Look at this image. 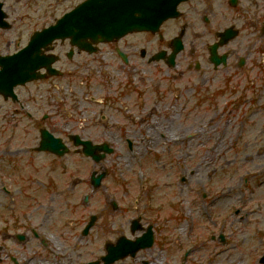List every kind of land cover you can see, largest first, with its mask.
Listing matches in <instances>:
<instances>
[{
  "label": "rangeland",
  "instance_id": "1",
  "mask_svg": "<svg viewBox=\"0 0 264 264\" xmlns=\"http://www.w3.org/2000/svg\"><path fill=\"white\" fill-rule=\"evenodd\" d=\"M47 1L19 0L20 12L28 13L14 24L21 27L7 31V38L20 34L25 41L31 27L48 14H43L50 9L45 8L50 4ZM258 1L242 0V9L246 5L247 11L234 13L238 33L219 48L229 56L226 65L216 69L206 56L215 33L202 23L206 12L201 10L195 27L186 30L184 49L174 67L146 59L165 48L180 30L177 22L167 21L160 30L161 41L157 34L132 33L101 44L94 54L74 53L71 58L65 56L64 47L58 50L56 64L62 76L16 87L18 103L0 97V264H14L6 255L15 256L17 264L95 260L104 254L105 242H114L119 235H138L129 229L137 216L144 226L153 224V244L135 257L112 264H261L264 10ZM34 15L35 22L27 20ZM4 42L0 41V53L17 47ZM127 45L137 51L132 50L134 55L124 63L116 48L123 50ZM142 47L147 51L144 58L139 55ZM166 104L174 106L175 120L168 121L165 132L182 138L173 144L158 139L148 146L146 126L160 112L166 117L172 112L164 108ZM154 105H159L160 112L149 111ZM44 113L49 118L42 119ZM223 123L227 135L218 142L224 146L206 164L203 159L209 147H216L215 132L207 128L217 129ZM42 127L63 138L69 147L67 174H60L58 158L53 155L34 151V158L23 153L37 146ZM69 133L97 143L107 141L114 152L95 163L74 152L66 136ZM93 169H107L108 174L90 192L87 176ZM33 174L45 182L48 175H55L61 185L57 194L50 188H37L31 181ZM2 182L10 188L13 201L2 191ZM84 194H89L87 202ZM147 196L154 199L152 205L144 203ZM92 215L93 226L83 237L81 229ZM32 227L39 238L30 232L24 241L15 237Z\"/></svg>",
  "mask_w": 264,
  "mask_h": 264
},
{
  "label": "water",
  "instance_id": "2",
  "mask_svg": "<svg viewBox=\"0 0 264 264\" xmlns=\"http://www.w3.org/2000/svg\"><path fill=\"white\" fill-rule=\"evenodd\" d=\"M125 0H89L75 10L71 16L63 18L55 26L33 37L29 45L18 53L0 58V92L6 97L12 94V87L18 83L36 77L35 69L47 66L51 58L40 55V48L45 42L55 37L70 36L72 42L83 43L86 36L94 40H108L113 36H120L125 29H155L163 18L173 16L176 4L180 0H133L127 5ZM162 2V4H160ZM137 14V16H135ZM73 16V17H72ZM99 36V37H98ZM99 38V39H98ZM181 48L177 43L174 52ZM15 97L14 95H12ZM42 141L39 149H52L58 153V139H53L46 131L42 132ZM78 138L75 143H80ZM85 153L95 159L99 157L93 154L96 149L110 151L106 145L92 146L89 142H82ZM62 147V145H60ZM121 238L116 247L108 246L106 261H110L119 254L134 251L141 244H148L150 237L144 234L136 242L124 241Z\"/></svg>",
  "mask_w": 264,
  "mask_h": 264
},
{
  "label": "flooded vegetation",
  "instance_id": "3",
  "mask_svg": "<svg viewBox=\"0 0 264 264\" xmlns=\"http://www.w3.org/2000/svg\"><path fill=\"white\" fill-rule=\"evenodd\" d=\"M14 1V0H13ZM19 0H15L14 2H12L11 0H0V41H5L4 43L6 44H15L17 47L15 49H13L10 52H6V53H0V54H10L13 53L14 51H16L19 47H22L24 45H26V43L28 42V40H30L31 36L33 35L34 32L41 30L49 25H52L53 23L57 22V20L63 16L65 13L73 10L80 2L84 1V0H68V2L65 5H59V2H62L63 0H48L47 2H50L49 5H47L45 8H50V9H46L43 14H47L46 17L44 18L43 21L38 22L37 26H33L31 27V29L28 31L27 33V38L24 40V38L21 37L20 34L16 35L15 39H8L7 38V31L8 30H13L16 31L19 27L21 26H17L14 24H18L19 23V17L22 16L25 12L28 13V11H24V12H20V7L17 4ZM29 2L32 1H38V0H26ZM254 1V0H253ZM260 3V6L262 7V10H264V0H260L258 1ZM53 3V4H51ZM243 2L242 0H187L184 2H181L178 5V9L180 11V15L173 19L174 21H178V26H179V31H182V40L185 38L186 35V30L187 28H194L195 27V23H196V17L201 16L200 12L201 10L204 12H206V15L202 16L203 19V24L205 25V27H208L209 32H211V30L214 31L215 33V38L212 42L210 43H214L217 42L218 39L221 37V32L224 31L226 28H231V26H233V28L238 29L236 24L233 23L234 21V13H239V10H244L247 11V6L244 5V9H242L243 6ZM61 9V10H60ZM261 10V8H259ZM59 11V12H58ZM34 14L35 12H29ZM205 14V13H204ZM27 20L28 21H33L35 22L37 20V16H27ZM220 25V27H218ZM23 25V24H22ZM264 25V24H263ZM23 29H25L24 27H22ZM176 35H179V33H175L172 35V38L175 37ZM170 44V42H169ZM169 44L167 45V47L169 46ZM51 45L53 46V52L58 53V50L67 47L66 51H65V56L68 57L66 55L67 51L70 49L69 47V41L67 39H55L52 41ZM130 46H124L123 50L124 53L127 57V59H129V57H131V51L134 50V53L136 51L135 48H132ZM75 51L74 53L76 54H83L84 52H81L80 50H73ZM220 53H223L225 51H219ZM129 54V55H128ZM226 54H229V52L226 51ZM60 55V54H59ZM73 55V52H72ZM134 55V54H133ZM132 55V56H133ZM206 56L208 57V53H206ZM229 55H227L228 58ZM196 61L198 60V57L195 58ZM60 60V59H59ZM58 60V61H59ZM57 61V63H58ZM56 63V64H57ZM210 63V62H209ZM214 69V68H213ZM52 78H56V77H47L46 79H44L43 81L47 80V79H52ZM30 152V151H29ZM26 178V177H23ZM85 226V225H84ZM84 226L81 229V236L85 237L87 236L84 233ZM26 232L24 233H28L30 232L32 237L34 238H39V234L36 232V230L34 228H30V229H25ZM26 235L23 236V241L25 240ZM42 238H40L39 242L43 245L46 246L47 242L45 240L41 241ZM7 258H9L11 261L13 260L11 256L6 255ZM90 261V260H89ZM89 261H84L81 262L80 264H84L87 263ZM13 262V261H12ZM14 263V262H13ZM17 264V263H14Z\"/></svg>",
  "mask_w": 264,
  "mask_h": 264
},
{
  "label": "bare ground",
  "instance_id": "4",
  "mask_svg": "<svg viewBox=\"0 0 264 264\" xmlns=\"http://www.w3.org/2000/svg\"><path fill=\"white\" fill-rule=\"evenodd\" d=\"M164 108L172 111V112L168 113L167 117L162 112H160L159 105H154V106L148 107L149 111L152 113H156V112L161 113L160 116H156L155 118H152L150 120L149 124L146 126L145 139L149 140L148 146H152V145L156 144L158 139L159 140L161 139L162 141L173 144V143L178 142V140L179 139L181 140V138H182V136L174 137L175 135H170V134L165 132L168 121L171 120L170 122H172V119L175 120V116H174V106L173 105L169 104V106H168V104H166L164 106ZM162 118H163V120H162ZM226 128H227L226 123H223L221 126H217V129H215L214 127L213 128H207V129H210L213 132H215L214 137L216 139V143H215L216 147H209L208 156L204 157V159H203L204 163L208 164L209 160L212 157H215L216 155H218L219 150L223 148L224 145L219 144L218 141L220 140L221 142H223L222 140H224V137L227 135V133L225 132ZM193 133H194V135L192 137V140H194L195 136L199 134V129L193 131ZM151 134L157 135L158 138H156V136H151ZM190 144H191V142H189V145Z\"/></svg>",
  "mask_w": 264,
  "mask_h": 264
}]
</instances>
